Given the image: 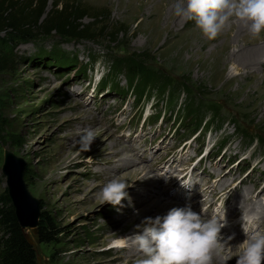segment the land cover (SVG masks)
I'll return each mask as SVG.
<instances>
[{
    "label": "rangeland",
    "instance_id": "obj_1",
    "mask_svg": "<svg viewBox=\"0 0 264 264\" xmlns=\"http://www.w3.org/2000/svg\"><path fill=\"white\" fill-rule=\"evenodd\" d=\"M54 1L48 0V9ZM77 1L110 12L112 25L121 29L114 41L110 34L94 41L60 39L56 33L16 39L13 67L0 72V198L7 189L5 150H11L27 161V182L41 200L42 213H50L61 228L49 243L25 229L40 264H135L139 254L130 240L128 247L118 245L140 231L136 226L158 207L166 215L169 203L190 205L208 218L214 211L224 214L223 257L232 239L241 243L246 238L243 215L257 218V229L264 231V83L244 78L246 70L235 62L226 67L218 62L219 54L233 52H215L219 42H229V28L213 40L203 35V44L200 40L188 48L199 28L175 15L173 0L161 18L157 6L165 0L146 6L137 2L132 9L123 7L130 0ZM58 45L79 56L77 66L63 69L40 53ZM109 51L144 54L151 69L163 70L175 83L188 79L193 93H203L204 104L215 108L223 124L205 129L203 122L196 131V120L183 118L187 95L182 88L173 101L160 99L157 90L137 98L123 75L116 80L109 71ZM94 58L89 72L82 73L81 66ZM221 67L224 78L237 79L220 81ZM204 115L209 119L210 111ZM85 129L96 136L87 152L78 144ZM138 169L147 173L145 181L136 175ZM186 172L191 176L182 178ZM113 177L129 183L122 206L97 199ZM188 178L195 181L191 186L182 183ZM241 197L248 198L247 204ZM228 209H234L231 217Z\"/></svg>",
    "mask_w": 264,
    "mask_h": 264
},
{
    "label": "trees",
    "instance_id": "obj_2",
    "mask_svg": "<svg viewBox=\"0 0 264 264\" xmlns=\"http://www.w3.org/2000/svg\"><path fill=\"white\" fill-rule=\"evenodd\" d=\"M47 6L48 0H0V72L13 67L15 54L12 44L16 39L51 36L56 33L60 39L94 41L110 34L114 41V34L117 36L121 32L119 26L112 25L111 14L106 13L104 8L89 7L77 0H55L50 9ZM85 17L92 20L85 23ZM3 33L5 34L2 36ZM40 53H43L42 56H50L63 69L77 66L79 61L77 54L61 50L60 45L52 50L44 49ZM96 61L97 58H94L92 62L82 65V73L87 74ZM108 64L113 77L118 80L119 76L123 75L126 78V88L135 92L137 98L148 96L157 90L160 99L167 96L168 99L172 97L173 101L178 97L177 89L179 93L182 88L187 95L184 104H181L183 118L187 116L192 122L196 120V131L203 122L205 129L223 124L219 123L215 108L204 104L201 96L203 93H193L188 79L175 83L163 70L151 69L144 54L133 52L121 56L109 51ZM119 83L117 81L116 86H119ZM207 110L210 111L209 119L204 118ZM255 137H251L252 141ZM226 142L225 140L222 145ZM25 177L27 180L28 170ZM0 203L5 206L0 208V264H40L33 243L19 223L8 189L0 198ZM60 232L56 218L43 211L37 226L38 239L49 243L54 241Z\"/></svg>",
    "mask_w": 264,
    "mask_h": 264
},
{
    "label": "clouds",
    "instance_id": "obj_3",
    "mask_svg": "<svg viewBox=\"0 0 264 264\" xmlns=\"http://www.w3.org/2000/svg\"><path fill=\"white\" fill-rule=\"evenodd\" d=\"M174 12L185 20L195 21L209 40L215 39L233 17L253 37L264 32V0H177ZM95 138L91 129H85L78 141L80 150L90 151ZM194 182L189 178L182 183L191 186ZM128 187L126 180L113 177L102 186L97 199L100 204L122 206ZM256 219L243 215L246 238L238 245L236 264L264 262V231L257 229ZM136 227L140 231L123 237L118 245L128 247L130 240L139 254L135 264H213L214 255H219L222 249L220 233L225 221L224 214L214 211L208 218L189 205L173 207L163 216L146 217Z\"/></svg>",
    "mask_w": 264,
    "mask_h": 264
},
{
    "label": "bare ground",
    "instance_id": "obj_4",
    "mask_svg": "<svg viewBox=\"0 0 264 264\" xmlns=\"http://www.w3.org/2000/svg\"><path fill=\"white\" fill-rule=\"evenodd\" d=\"M152 1V0H151ZM155 1V3H160L162 0H153ZM169 0H165L163 3L157 6V8L159 9V16L161 18L162 16V11L165 10V6H167V4ZM175 1V3L177 2V0H173ZM139 2V4L141 5H148V3L150 2V0H143L141 2V0H130L127 3L123 4V7H129L130 9H132L135 4ZM225 27L229 28V32L226 36V38H229V42H219L216 45V55L219 54V51H224L226 48H231L232 49V53L231 55L228 54H224V55H220L218 56V62L223 63V67H226L228 65V63L235 62L237 63L239 66H241L243 69H245L246 71L244 73H242L241 75L245 78V77H252V83L255 85L257 83H264V73L260 72V67L262 66L263 62H264V32H262L260 34V36L258 37H253L248 31L247 29L242 25V23L240 21H238L235 17H233L232 19H230V21L226 24ZM224 27V28H225ZM194 33V32H193ZM222 36V32H220L218 34V36L216 38H219ZM215 38V39H216ZM202 40V44L205 42V39L203 38V33L201 32L200 29H197L194 33V39H190L186 44L188 46V48H190L191 46H194V44L198 41ZM213 40V39H211ZM192 48V47H191ZM238 49V50H234ZM235 51H239V54H235ZM264 67V66H263ZM224 69L221 67V73L219 74V80L222 81L223 83H228L231 84L233 81H235L237 78L234 76H227L224 78ZM264 71V68H263ZM257 87V86H256ZM263 104H264V100H262ZM260 102V103H262ZM143 170L139 169L137 170V176H140L139 180L145 181L144 179H146V174L142 173ZM142 176V177H141ZM182 179V178H181ZM237 190H239V188H237ZM146 194H150V192H147ZM250 195V193L248 192L247 195ZM241 201H244L245 204L246 201L248 200V198L245 197H241L240 198ZM161 205V204H160ZM168 208H173L174 204L169 203L168 204ZM167 207V205H166ZM165 207V208H166ZM167 209V208H166ZM162 210H165L161 207H158L157 210L155 211V214L153 215V217L155 218L156 216H163L164 214L161 212ZM152 217V218H153ZM143 220V219H141ZM222 230V229H221ZM223 231V230H222ZM220 242L222 243V246L225 245L224 240L220 239ZM226 242V241H225ZM230 247H231V251L229 253V255H227L226 257H223V250L221 249L219 251V255H214L213 257V263L214 262H218L221 264H236V259L238 258L237 255L239 253V247L238 245L239 240H233L232 242H230ZM262 264H264V262H262Z\"/></svg>",
    "mask_w": 264,
    "mask_h": 264
},
{
    "label": "water",
    "instance_id": "obj_5",
    "mask_svg": "<svg viewBox=\"0 0 264 264\" xmlns=\"http://www.w3.org/2000/svg\"><path fill=\"white\" fill-rule=\"evenodd\" d=\"M27 161L11 150H5L3 173L7 178V189L23 229L37 232L42 214L41 200L30 190L25 177Z\"/></svg>",
    "mask_w": 264,
    "mask_h": 264
}]
</instances>
